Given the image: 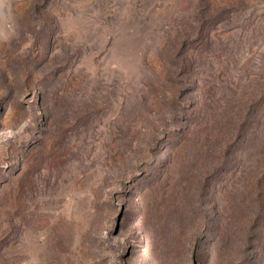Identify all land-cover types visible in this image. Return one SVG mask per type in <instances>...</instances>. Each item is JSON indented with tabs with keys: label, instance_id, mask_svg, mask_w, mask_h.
Wrapping results in <instances>:
<instances>
[{
	"label": "rangeland",
	"instance_id": "obj_1",
	"mask_svg": "<svg viewBox=\"0 0 264 264\" xmlns=\"http://www.w3.org/2000/svg\"><path fill=\"white\" fill-rule=\"evenodd\" d=\"M0 264H264V0H0Z\"/></svg>",
	"mask_w": 264,
	"mask_h": 264
},
{
	"label": "trees",
	"instance_id": "obj_2",
	"mask_svg": "<svg viewBox=\"0 0 264 264\" xmlns=\"http://www.w3.org/2000/svg\"><path fill=\"white\" fill-rule=\"evenodd\" d=\"M256 135L258 134V132L255 133Z\"/></svg>",
	"mask_w": 264,
	"mask_h": 264
}]
</instances>
